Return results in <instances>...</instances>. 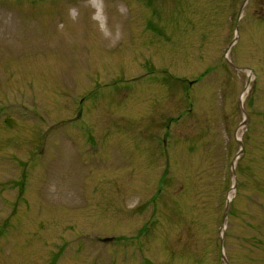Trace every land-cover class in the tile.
<instances>
[{"label":"rangeland","instance_id":"1","mask_svg":"<svg viewBox=\"0 0 264 264\" xmlns=\"http://www.w3.org/2000/svg\"><path fill=\"white\" fill-rule=\"evenodd\" d=\"M0 264H264V0H0Z\"/></svg>","mask_w":264,"mask_h":264},{"label":"bare ground","instance_id":"2","mask_svg":"<svg viewBox=\"0 0 264 264\" xmlns=\"http://www.w3.org/2000/svg\"><path fill=\"white\" fill-rule=\"evenodd\" d=\"M245 92H246V91H243V93L241 94V99H243V97H244V95H245ZM230 198H231V195L228 197V200H229ZM223 230H224V227L221 228L220 233L223 232Z\"/></svg>","mask_w":264,"mask_h":264}]
</instances>
